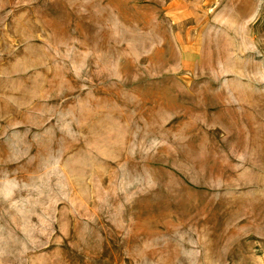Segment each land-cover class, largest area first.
Wrapping results in <instances>:
<instances>
[{"label": "rangeland", "instance_id": "1", "mask_svg": "<svg viewBox=\"0 0 264 264\" xmlns=\"http://www.w3.org/2000/svg\"><path fill=\"white\" fill-rule=\"evenodd\" d=\"M0 264H264V0H0Z\"/></svg>", "mask_w": 264, "mask_h": 264}]
</instances>
